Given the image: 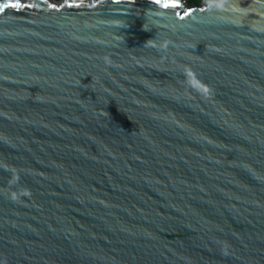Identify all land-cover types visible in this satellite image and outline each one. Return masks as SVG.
<instances>
[{
    "label": "water",
    "instance_id": "1",
    "mask_svg": "<svg viewBox=\"0 0 264 264\" xmlns=\"http://www.w3.org/2000/svg\"><path fill=\"white\" fill-rule=\"evenodd\" d=\"M0 0V264H264V0Z\"/></svg>",
    "mask_w": 264,
    "mask_h": 264
},
{
    "label": "rangeland",
    "instance_id": "2",
    "mask_svg": "<svg viewBox=\"0 0 264 264\" xmlns=\"http://www.w3.org/2000/svg\"><path fill=\"white\" fill-rule=\"evenodd\" d=\"M196 3H193V0H187L186 3L188 5H196V6H200L202 4V0H195Z\"/></svg>",
    "mask_w": 264,
    "mask_h": 264
},
{
    "label": "trees",
    "instance_id": "3",
    "mask_svg": "<svg viewBox=\"0 0 264 264\" xmlns=\"http://www.w3.org/2000/svg\"><path fill=\"white\" fill-rule=\"evenodd\" d=\"M193 3H196V1H195V0H193Z\"/></svg>",
    "mask_w": 264,
    "mask_h": 264
}]
</instances>
